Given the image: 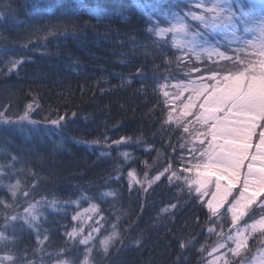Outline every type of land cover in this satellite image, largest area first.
<instances>
[{"label":"trees","instance_id":"trees-1","mask_svg":"<svg viewBox=\"0 0 264 264\" xmlns=\"http://www.w3.org/2000/svg\"><path fill=\"white\" fill-rule=\"evenodd\" d=\"M191 1L0 0V264H243L264 246L247 224L264 194L242 228L231 197L209 211L183 170L217 142L212 84L264 79V50L208 33L176 44L164 13ZM255 127L245 169L264 114Z\"/></svg>","mask_w":264,"mask_h":264},{"label":"rangeland","instance_id":"rangeland-1","mask_svg":"<svg viewBox=\"0 0 264 264\" xmlns=\"http://www.w3.org/2000/svg\"><path fill=\"white\" fill-rule=\"evenodd\" d=\"M191 2L194 4L191 9L195 10H188L187 5L184 11L185 16H179L177 13H170L169 15L164 13L166 18L163 19L166 20L167 24L162 29L170 33L172 41H175L176 44L185 49H188V46L201 49V47L206 46L202 44V37L212 34L221 38H228L233 42H243L249 48L264 50V0H246V8L243 7V0L235 1L237 2L236 5L233 4V0H227V2H221V0H192ZM164 12L168 13L170 11L164 9ZM213 16L216 17L215 20H212ZM200 18H204V20ZM205 20L210 22V26H203ZM239 29L242 30V33ZM212 86L213 89L205 99L206 108L204 112H206L205 115L209 120H214L212 132L218 137L214 146L225 156L244 158L250 153L249 146L253 139L252 131L256 129L255 124L259 123L260 115L264 114V79L260 76L246 80L230 77L225 83H214ZM204 90L202 87V91ZM221 108L225 110L224 115H221L219 119H214L213 116ZM263 139L264 135H262L259 142V148L253 153V157L249 154L248 159L249 166L254 165L255 171L260 176L259 183L255 179H247L246 181L249 168H243L244 162L240 168L239 177L227 167L207 168L208 170L205 171L207 176L212 171H219L223 177L219 180L213 179L207 189L203 190L208 202L211 201V203L217 204L223 200L233 182H236L237 187L232 189L229 196L232 201L240 195L246 182L251 187L252 192H245V196L254 195L255 188L259 191V188L264 187ZM196 161V158L193 157L189 163L190 167ZM243 176V187L238 188L239 178ZM257 200L260 201L261 199ZM233 213L234 216H239V209L237 208ZM244 217L242 216L235 221L239 223V227L245 228L248 224V226L258 228L257 223L254 224L255 221L249 222L251 225L249 223L241 224L240 222ZM237 235L240 244L245 246L246 234ZM246 261L243 264H264V246Z\"/></svg>","mask_w":264,"mask_h":264},{"label":"snow or ice","instance_id":"snow-or-ice-1","mask_svg":"<svg viewBox=\"0 0 264 264\" xmlns=\"http://www.w3.org/2000/svg\"><path fill=\"white\" fill-rule=\"evenodd\" d=\"M221 2H227V0H221ZM164 0H153V4L150 5L151 11H158L161 8L165 7ZM167 7H171L170 5H167ZM149 18L151 19L150 13H147ZM201 20H204V18H200ZM216 17L213 16L212 20H215ZM156 23H159V21H156ZM203 26H210V22L205 20ZM151 31V29H149ZM28 110H32V105H28ZM27 116V113H25V117ZM171 119V117H169ZM53 123H56L53 121ZM123 139V138H122ZM200 155L203 157V159L197 160L195 163L191 165V167L187 169H183L184 171L191 173L193 175V179L189 180L190 186H195V191L197 194H199L202 190L207 189V187L211 184L213 179H222V175L219 171H212L208 176H202L201 172L205 168H221V167H227L229 170H232L236 173V175L239 177L240 175V168L244 162V158H234L230 156H225L219 152V150L212 145L211 143L205 147V149L200 153ZM129 175L132 177L133 180H137V177L134 172L130 171ZM247 179H255L258 183L260 181L259 174L255 171V166L250 165L249 166V173L246 174V181ZM137 183L139 181L137 180ZM237 187L236 182H233L231 186L228 188L227 194L224 196L223 200H221L217 204L211 203L209 201L205 206L209 209V211L215 213L218 208L223 207L224 203L227 202L229 196L232 193V189ZM245 192H252V189L250 186H248L247 182L244 188L241 189V193L239 196L236 197L232 201V204L229 205V208L231 211L235 212L237 208L239 209V216H234V223L236 220H238L240 217L247 214L248 209L256 203L257 199L261 196V194H264V187H261L259 191H256L254 195L251 196H245ZM15 193H13L14 195ZM201 200H203V196H201ZM91 211H96V208L93 207ZM258 228L257 230L264 229V218H262L260 221L257 222ZM98 231V229H97ZM67 235L70 238H75L77 235V231L73 229ZM113 236L117 235L116 232H113ZM88 238L81 239V243H86ZM107 248V245L109 243L108 238H105L102 242ZM183 246V245H182Z\"/></svg>","mask_w":264,"mask_h":264}]
</instances>
